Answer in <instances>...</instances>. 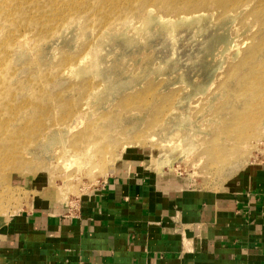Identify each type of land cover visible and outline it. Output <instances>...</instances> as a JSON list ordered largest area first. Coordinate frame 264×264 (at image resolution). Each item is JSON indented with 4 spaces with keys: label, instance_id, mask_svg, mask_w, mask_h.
<instances>
[{
    "label": "rangeland",
    "instance_id": "1",
    "mask_svg": "<svg viewBox=\"0 0 264 264\" xmlns=\"http://www.w3.org/2000/svg\"><path fill=\"white\" fill-rule=\"evenodd\" d=\"M185 1L0 0V231L130 165L199 195L264 170V2Z\"/></svg>",
    "mask_w": 264,
    "mask_h": 264
},
{
    "label": "crops",
    "instance_id": "2",
    "mask_svg": "<svg viewBox=\"0 0 264 264\" xmlns=\"http://www.w3.org/2000/svg\"><path fill=\"white\" fill-rule=\"evenodd\" d=\"M131 166L0 231V264H264V170L199 195Z\"/></svg>",
    "mask_w": 264,
    "mask_h": 264
},
{
    "label": "bare ground",
    "instance_id": "3",
    "mask_svg": "<svg viewBox=\"0 0 264 264\" xmlns=\"http://www.w3.org/2000/svg\"><path fill=\"white\" fill-rule=\"evenodd\" d=\"M128 1L129 0H115V2L114 3H112V4H116V5H118V4H124V3H126V4H124V6H126V5H129V3H128ZM186 2V4L187 5H191L192 3H193V0H186L185 1ZM262 2H264V0H259V5H260V3H262ZM109 3V2H108ZM153 14H154V10H150L149 12H148V14H147V16L149 17V18H151V17H153ZM202 17V16H201ZM201 17H199V18H201ZM156 18H153V20H155ZM185 19H187V18H184L182 21H184ZM188 20H191V19H189L188 18ZM157 22L160 24V23H169L170 21L169 20H164V19H162V18H158L157 19ZM78 23V22H77ZM132 22H126V23H123L122 24V28H129V27H131L132 26V24H131ZM65 29V28H64ZM63 29V30H64ZM66 30H67V28H66ZM63 33H64V31H63ZM62 34V33H61ZM13 45L14 46H19V47H21V48H23L24 49V51H26L27 52V49L29 48V46H30V44H31V42H30V40H29V38H28V35H26V34H18V35H16V37L13 39ZM31 47V46H30ZM26 49V50H25ZM240 49H241V47H240V45H239V42L238 41H234V40H227L225 43H224V45L218 50V52H216V54H215V57L217 58V59H222V60H224V59H227V60H230V59H235L236 57H238L239 56V54H240ZM30 51H31V49H30ZM30 51H28V52H30ZM228 53V54H227ZM82 65H83V61L79 64V67L80 68H82ZM72 71H75V70H72ZM198 90H201V87L198 89ZM82 111H83V109H82ZM83 116H86V113L84 112V113H82L80 110L78 111V113L75 115V122H78L79 120H80V118H82ZM174 150V149H173ZM187 151H191V149H186ZM76 156H74V159L70 162V164H67L66 166L67 167H65V168H69L70 166H72L74 163H76V164H78L79 163V161H81L79 158H75ZM85 158V157H84ZM62 158H61V160H59L58 162H61L62 163ZM84 160V159H83ZM167 162H168V159L166 158L165 160H163V162L160 164V167L158 168V172H159V174L161 175L162 173H163V170H162V167H165V165L167 164ZM83 163H84V161H83ZM82 165V164H81ZM69 191H70V189H69ZM68 196V195H67Z\"/></svg>",
    "mask_w": 264,
    "mask_h": 264
}]
</instances>
